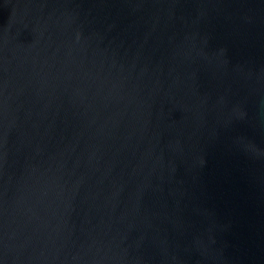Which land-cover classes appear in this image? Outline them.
Instances as JSON below:
<instances>
[{"label": "water", "instance_id": "water-1", "mask_svg": "<svg viewBox=\"0 0 264 264\" xmlns=\"http://www.w3.org/2000/svg\"><path fill=\"white\" fill-rule=\"evenodd\" d=\"M0 264H264V0H0Z\"/></svg>", "mask_w": 264, "mask_h": 264}]
</instances>
